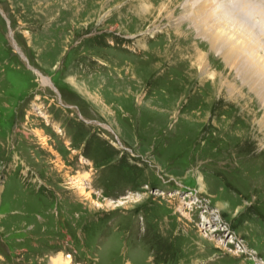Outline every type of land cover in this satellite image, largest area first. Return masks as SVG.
Segmentation results:
<instances>
[{"label": "rangeland", "instance_id": "rangeland-1", "mask_svg": "<svg viewBox=\"0 0 264 264\" xmlns=\"http://www.w3.org/2000/svg\"><path fill=\"white\" fill-rule=\"evenodd\" d=\"M211 3L0 0V264H264V101Z\"/></svg>", "mask_w": 264, "mask_h": 264}, {"label": "bare ground", "instance_id": "bare-ground-1", "mask_svg": "<svg viewBox=\"0 0 264 264\" xmlns=\"http://www.w3.org/2000/svg\"><path fill=\"white\" fill-rule=\"evenodd\" d=\"M209 1L212 2L213 11L207 12L206 15L200 14L201 24L198 26L203 29V33H211H209V50H222L228 66L231 61H238L237 69L242 74L241 80L246 85L245 88L253 91L260 102L264 101V44L260 36L258 37L255 32L243 25L240 19L235 20L234 15L227 14L219 0ZM188 10L190 12L191 8L188 7ZM193 15L192 20H196L198 11L193 12ZM205 27L207 31H204ZM232 76H222V78L230 81ZM46 83L48 84V81L45 80ZM239 95V97L243 96V92Z\"/></svg>", "mask_w": 264, "mask_h": 264}, {"label": "clouds", "instance_id": "clouds-1", "mask_svg": "<svg viewBox=\"0 0 264 264\" xmlns=\"http://www.w3.org/2000/svg\"><path fill=\"white\" fill-rule=\"evenodd\" d=\"M262 3H264V0H261Z\"/></svg>", "mask_w": 264, "mask_h": 264}]
</instances>
